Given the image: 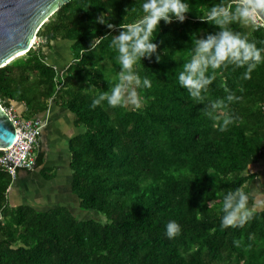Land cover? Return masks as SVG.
<instances>
[{
  "label": "trees",
  "instance_id": "16d2710c",
  "mask_svg": "<svg viewBox=\"0 0 264 264\" xmlns=\"http://www.w3.org/2000/svg\"><path fill=\"white\" fill-rule=\"evenodd\" d=\"M189 2L184 22H160L156 42L163 59L142 58L135 66L152 82L139 89L138 109L91 104L118 82L110 35L143 15V0H69L39 30L38 46L0 69L2 108L24 105L21 118L32 120L56 102L75 115L82 133L68 143L72 192L81 212L104 218L79 219L66 207H9L10 175L0 172V264H264V211L242 227L224 228L220 220L228 191L240 188L249 206L255 204L249 185L256 175L247 171L264 156V63L248 80L243 68L214 70L205 105L226 98V88L243 97L225 109L236 119L221 131L222 119L206 115L205 105L178 83L190 34L216 30L198 15L218 0ZM224 2L235 7L239 0ZM106 12L113 29L96 22ZM232 28L264 47V26L237 22ZM106 34L88 49L94 36ZM56 41L72 44L71 62L61 73L44 53ZM35 162L39 166L41 156ZM169 220L181 225L171 239L165 234Z\"/></svg>",
  "mask_w": 264,
  "mask_h": 264
},
{
  "label": "clouds",
  "instance_id": "9594fccd",
  "mask_svg": "<svg viewBox=\"0 0 264 264\" xmlns=\"http://www.w3.org/2000/svg\"><path fill=\"white\" fill-rule=\"evenodd\" d=\"M141 7L143 15L134 22L123 26L120 24L119 28L122 30L117 35L94 36L90 43L88 49H95L102 42V38L110 35L112 37L110 46L118 52L120 69L118 82L110 91H103L93 98L91 104L93 108L104 101L110 107L140 108L143 99L139 89L150 88L152 82L147 76L142 77L139 71L135 70L137 62L141 63L142 58L151 59L153 56L160 62L163 56L158 52L159 44L156 38L161 20L165 23H171L173 20L184 22L186 13L191 11L189 0H143ZM259 10H264V0H239L235 7L226 4L224 0H218L205 14L198 15L199 20L216 26V30L206 32L202 37H198L197 33L190 34L188 58L178 73L179 86L187 90L194 103L205 105V93L215 79L214 70L230 65L243 68L242 77L248 80L252 78L256 67L264 63V47H258L257 42L250 39L248 34L232 28L233 23L246 25L254 21ZM111 19L112 15L106 12L101 13L96 22L113 29L116 25L110 22ZM260 43L264 44V41ZM169 52L168 47L163 49L164 55H168ZM210 69L213 70L212 73ZM87 82L89 88H96L94 83H89V80ZM225 91L226 98L204 106L206 115L210 118L216 121L222 119L221 131L226 130L236 119L231 112L225 110L227 106L243 99L227 88ZM258 211H264V206L258 203L250 207L247 192L240 188L228 191L222 196L221 225L224 228L242 227L253 219ZM180 232L181 225L176 220H169L166 223L165 234L169 239ZM235 243L238 246L240 242Z\"/></svg>",
  "mask_w": 264,
  "mask_h": 264
},
{
  "label": "crops",
  "instance_id": "0c3cea01",
  "mask_svg": "<svg viewBox=\"0 0 264 264\" xmlns=\"http://www.w3.org/2000/svg\"><path fill=\"white\" fill-rule=\"evenodd\" d=\"M71 45L70 42H58L52 44L51 49L44 50L47 63L55 66L59 73L71 62L72 57L67 64L66 60L60 59L66 56V52L71 56ZM8 111L17 120L28 121L21 118L22 113L25 111L24 105L11 103ZM38 119L46 122L34 154L35 159L41 156V163L39 166L35 165L31 171L19 170L15 178L10 176L6 193L8 206H30L37 211L66 207L76 217L83 215L84 213L80 210V201L72 192V174L68 149L69 141L82 133V129L75 125V115L56 102H50L46 113H43ZM249 168L247 174H255L256 178L254 180L257 184H260V188H264V184L260 181L262 178L254 171L255 165ZM0 172L8 174L3 170H0ZM249 191L255 199L254 205L258 203L263 205L264 192H261L262 197L257 200V196L252 192V185L249 186ZM84 215L86 216V214ZM89 216L91 215L89 214Z\"/></svg>",
  "mask_w": 264,
  "mask_h": 264
},
{
  "label": "water",
  "instance_id": "95a60500",
  "mask_svg": "<svg viewBox=\"0 0 264 264\" xmlns=\"http://www.w3.org/2000/svg\"><path fill=\"white\" fill-rule=\"evenodd\" d=\"M69 0H0V69L33 48L39 30ZM257 16L264 24V10ZM16 128L0 105V152L13 146Z\"/></svg>",
  "mask_w": 264,
  "mask_h": 264
},
{
  "label": "built area",
  "instance_id": "2783aa9c",
  "mask_svg": "<svg viewBox=\"0 0 264 264\" xmlns=\"http://www.w3.org/2000/svg\"><path fill=\"white\" fill-rule=\"evenodd\" d=\"M256 26H264L257 18L252 21ZM12 119L16 128V141L12 147L0 152V170L8 172L15 178L19 170L31 171L35 167V150L38 147V139L46 122L41 119L28 121L17 120L11 116L10 111L4 109Z\"/></svg>",
  "mask_w": 264,
  "mask_h": 264
},
{
  "label": "rangeland",
  "instance_id": "374dc122",
  "mask_svg": "<svg viewBox=\"0 0 264 264\" xmlns=\"http://www.w3.org/2000/svg\"><path fill=\"white\" fill-rule=\"evenodd\" d=\"M58 42H61V41H56V42H53L52 44L58 43ZM39 43H40V38L37 36L36 39L34 40V43H33L34 47L33 48H36ZM70 58H71V56L66 52V56H63L60 59L66 60V64H67L68 61H70ZM249 170H250V168H249ZM254 171L258 174L259 177L262 178V179H260V181L264 184V159L263 158H262V160L259 163L255 164V170ZM251 185H252L253 194H255L257 196V200H259V198L262 197V193L261 192L262 191L264 192V188H260L259 187L260 184L259 183L257 184L256 180H253L250 183L249 186H251ZM261 206H264V203ZM83 213L86 214V216L83 214V215H79L77 217L79 219H88V218H91V217L95 218V219H102L103 218L100 214H95L94 213V216L93 215L89 216V214H91V213H85V212H83Z\"/></svg>",
  "mask_w": 264,
  "mask_h": 264
},
{
  "label": "bare ground",
  "instance_id": "6f19581e",
  "mask_svg": "<svg viewBox=\"0 0 264 264\" xmlns=\"http://www.w3.org/2000/svg\"><path fill=\"white\" fill-rule=\"evenodd\" d=\"M33 43H34V41H33ZM33 43H32V45H33Z\"/></svg>",
  "mask_w": 264,
  "mask_h": 264
}]
</instances>
